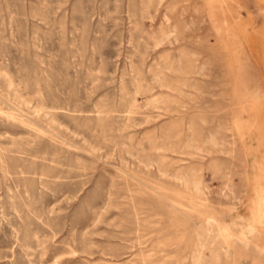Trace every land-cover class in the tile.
Segmentation results:
<instances>
[{"label":"rangeland","instance_id":"374dc122","mask_svg":"<svg viewBox=\"0 0 264 264\" xmlns=\"http://www.w3.org/2000/svg\"><path fill=\"white\" fill-rule=\"evenodd\" d=\"M0 264H264V0H0Z\"/></svg>","mask_w":264,"mask_h":264},{"label":"bare ground","instance_id":"6f19581e","mask_svg":"<svg viewBox=\"0 0 264 264\" xmlns=\"http://www.w3.org/2000/svg\"><path fill=\"white\" fill-rule=\"evenodd\" d=\"M251 218L253 219V217L251 216ZM252 222V221H251ZM227 228V227H226Z\"/></svg>","mask_w":264,"mask_h":264}]
</instances>
